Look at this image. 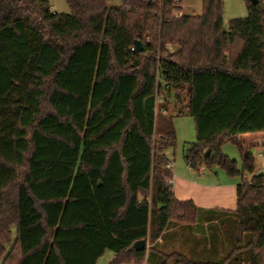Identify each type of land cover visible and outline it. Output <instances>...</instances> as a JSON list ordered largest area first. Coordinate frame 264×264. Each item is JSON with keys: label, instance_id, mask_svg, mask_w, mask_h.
I'll list each match as a JSON object with an SVG mask.
<instances>
[{"label": "trees", "instance_id": "16d2710c", "mask_svg": "<svg viewBox=\"0 0 264 264\" xmlns=\"http://www.w3.org/2000/svg\"><path fill=\"white\" fill-rule=\"evenodd\" d=\"M67 2L59 13L50 0H0V264H98L106 251L108 264H143L171 222H197V204L169 182L172 115L157 132L168 92H187L191 167L242 180L236 210L213 209L235 217L228 254L166 252L160 264H245V252L264 264V172L246 177L264 145V0L227 24L223 0L181 17L183 0ZM140 239L149 249L130 248Z\"/></svg>", "mask_w": 264, "mask_h": 264}, {"label": "crops", "instance_id": "0c3cea01", "mask_svg": "<svg viewBox=\"0 0 264 264\" xmlns=\"http://www.w3.org/2000/svg\"><path fill=\"white\" fill-rule=\"evenodd\" d=\"M182 5L183 13H186L184 0ZM168 151L169 149L166 151L167 156ZM251 151L255 157V173H247L246 177L248 178L264 172L263 140L256 141ZM169 162L171 164L170 172L173 173L172 185L175 197L178 200H192L193 203L197 204L199 207L198 220L191 226L171 222L165 230L164 236L159 239L158 245L162 247L170 245L172 246L170 250L184 253L187 256L194 254L197 258L196 261L201 260V258H212L215 255L219 259L224 258L229 251L230 243L223 225L220 236L214 234L213 227L216 228L215 226L222 222L221 218L223 217L219 211L213 212V209L236 210L238 202L237 185L241 179L231 177L224 171L211 174H204L203 171H200L198 174L188 162L181 167L174 164L170 158ZM196 234L199 237L195 239ZM201 234H203L202 238H200ZM182 248L183 250H181ZM155 264L160 263L155 262Z\"/></svg>", "mask_w": 264, "mask_h": 264}, {"label": "rangeland", "instance_id": "374dc122", "mask_svg": "<svg viewBox=\"0 0 264 264\" xmlns=\"http://www.w3.org/2000/svg\"><path fill=\"white\" fill-rule=\"evenodd\" d=\"M51 6L54 11H57L59 13L64 12H70L71 8L68 4L67 0H50ZM122 3V0H109V5H120ZM184 7L187 14L191 13H198L201 14L203 9V0H184ZM182 12L183 9L181 10ZM249 15L248 7H247V0H223V18L224 23L227 24L230 20L236 19L238 17H247ZM169 48L172 49L171 46ZM160 54V52H158ZM174 93L168 92L162 94L161 96L163 99H165L164 96H166L165 103H161L157 105V119H158V130L161 127L160 119L162 118V115H172L173 116V124L175 127L176 132V146L169 148L168 156L171 159V161L174 164H177V166L181 167L182 165L186 164V159L184 154L185 149L187 148L188 144L191 142H194L196 140V123H194V119L191 117V115L188 112L187 103L188 100H186L187 92H184L182 97L184 100H176L175 96L172 95ZM160 135L157 133L156 137L157 140L160 138ZM221 151L224 154H228L231 158L236 159L241 166V154L239 153V149L237 145L231 141H226L222 147ZM194 169V168H193ZM201 169L204 174H211L213 172L220 171L222 172L221 168L217 165H212L211 167H208L206 163L203 164V166H198L195 168L196 173H200L198 171ZM240 178L241 177H237ZM242 180V179H241ZM142 199V197H141ZM221 218L222 222L220 224H217L214 228L213 232L217 236H220V231L222 229V225L224 226V230L226 232H234V225H235V217L231 215L222 216ZM191 226V225H188ZM203 234L200 235V238H202ZM16 237V227L13 228V236L14 239ZM199 237V235H195L194 238L196 239ZM149 241V240H148ZM172 249V246H166L162 247L160 245H157L155 249L150 250L147 259L143 264H155V262L162 263L164 261L163 253L174 251L170 250ZM230 249V248H229ZM183 250V248L181 249ZM107 253L103 255V257L99 260L98 264H108L115 256V253L112 251H106ZM228 253H226L227 255ZM225 255V256H226ZM189 258L193 260H197L196 256L194 254H191L188 256ZM248 258L249 253L245 252L244 259L245 264H248ZM223 259V258H222ZM155 260V261H153ZM201 260L204 261H220L218 256H212V258H201ZM154 262V263H152ZM1 263V262H0ZM168 264H173V261H170Z\"/></svg>", "mask_w": 264, "mask_h": 264}, {"label": "water", "instance_id": "95a60500", "mask_svg": "<svg viewBox=\"0 0 264 264\" xmlns=\"http://www.w3.org/2000/svg\"><path fill=\"white\" fill-rule=\"evenodd\" d=\"M254 2H256L257 0H253ZM134 50L135 51H142L144 50V46L142 44V42L140 40H135L134 42ZM207 155H209V152L206 153ZM147 239H140L134 242V244L131 245V249H135L137 251H143L147 249Z\"/></svg>", "mask_w": 264, "mask_h": 264}, {"label": "built area", "instance_id": "2783aa9c", "mask_svg": "<svg viewBox=\"0 0 264 264\" xmlns=\"http://www.w3.org/2000/svg\"><path fill=\"white\" fill-rule=\"evenodd\" d=\"M173 13H174V17H181L184 14L181 10H178V9L175 10ZM163 101H164L163 97L158 94L156 98V106H155L156 113H157V105L161 104ZM170 166L171 164L169 163V167ZM263 169H264V164H263ZM199 171H201V169H199ZM169 182H172V180H169ZM149 247H150V244H149V241H147V249H149Z\"/></svg>", "mask_w": 264, "mask_h": 264}]
</instances>
